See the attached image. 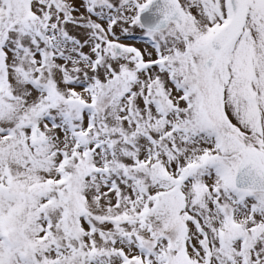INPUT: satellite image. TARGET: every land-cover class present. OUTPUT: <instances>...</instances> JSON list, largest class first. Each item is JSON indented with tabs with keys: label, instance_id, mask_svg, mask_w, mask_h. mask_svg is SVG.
Segmentation results:
<instances>
[{
	"label": "snow or ice",
	"instance_id": "snow-or-ice-1",
	"mask_svg": "<svg viewBox=\"0 0 264 264\" xmlns=\"http://www.w3.org/2000/svg\"><path fill=\"white\" fill-rule=\"evenodd\" d=\"M0 264H264V0H0Z\"/></svg>",
	"mask_w": 264,
	"mask_h": 264
}]
</instances>
